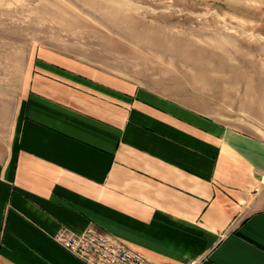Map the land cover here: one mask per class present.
<instances>
[{"label":"crops","instance_id":"obj_1","mask_svg":"<svg viewBox=\"0 0 264 264\" xmlns=\"http://www.w3.org/2000/svg\"><path fill=\"white\" fill-rule=\"evenodd\" d=\"M90 226L155 264H264V136L0 27V264H87L54 234Z\"/></svg>","mask_w":264,"mask_h":264},{"label":"rangeland","instance_id":"obj_2","mask_svg":"<svg viewBox=\"0 0 264 264\" xmlns=\"http://www.w3.org/2000/svg\"><path fill=\"white\" fill-rule=\"evenodd\" d=\"M0 27L264 136V0H0Z\"/></svg>","mask_w":264,"mask_h":264},{"label":"built area","instance_id":"obj_3","mask_svg":"<svg viewBox=\"0 0 264 264\" xmlns=\"http://www.w3.org/2000/svg\"><path fill=\"white\" fill-rule=\"evenodd\" d=\"M54 238L87 264H155L124 241L92 226L80 233L62 227Z\"/></svg>","mask_w":264,"mask_h":264}]
</instances>
